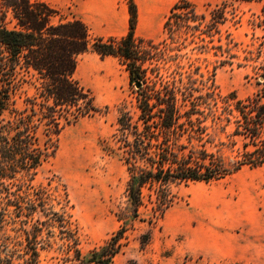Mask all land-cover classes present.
<instances>
[{
  "label": "trees",
  "instance_id": "obj_1",
  "mask_svg": "<svg viewBox=\"0 0 264 264\" xmlns=\"http://www.w3.org/2000/svg\"><path fill=\"white\" fill-rule=\"evenodd\" d=\"M126 2L128 30L117 38L94 36L80 20L40 0H0V227L9 215L24 217V224L39 212L44 220H34L31 234L23 230L33 259L38 244L41 249L48 245L37 239L39 233L44 229L50 237L56 229L66 261L110 264L126 245L134 222H145L141 208L150 205L147 222L154 224L176 202L172 187L210 184L245 166H264V65L256 91L243 99L233 92L219 95L213 74L205 80L198 74L197 80L177 71L184 67L178 61L183 49L220 33L224 9L216 6L206 17L196 12L192 1L176 0L155 43L136 38V4ZM88 52L117 59L129 84L140 86L134 94L135 111L122 104L113 134L127 173L125 207L114 213L119 224L109 239L84 257L65 185L51 186V179L46 186H34L32 181L54 157L61 132L99 111L91 91L75 78L78 57ZM167 63H175L178 77L160 74L161 64ZM23 77L35 80L33 93L16 107L14 94L26 82ZM223 148L235 151L230 164L216 154ZM150 239L151 229L139 235L140 248Z\"/></svg>",
  "mask_w": 264,
  "mask_h": 264
},
{
  "label": "rangeland",
  "instance_id": "obj_2",
  "mask_svg": "<svg viewBox=\"0 0 264 264\" xmlns=\"http://www.w3.org/2000/svg\"><path fill=\"white\" fill-rule=\"evenodd\" d=\"M136 1L145 2L148 9L156 4V0ZM175 1L159 18V29ZM190 1L196 12L206 17L214 7L223 8L226 21L212 39L205 37L203 42L197 39L182 50L185 55L178 61L184 67L177 71L191 73L197 80L198 74L203 75V80L213 74L216 92L221 96L233 92L243 99L252 95L260 80V67L264 65V1ZM59 12L70 18L68 8ZM155 20L140 8L137 31L151 29ZM139 33L137 39H141ZM162 36L161 33L153 42L157 43ZM142 46L147 48L146 44ZM161 66L163 77H178L173 73L175 63ZM23 78L26 82L14 94L16 107H21L25 96L33 93L31 83L35 80ZM75 78L91 91L99 111L61 132L54 157L40 167L32 184L46 186L52 179L51 186L65 185L78 226L79 249L88 257L93 248L103 245L118 228L114 213L125 207L127 173L115 151L113 134L122 104L135 111L136 87L129 84L128 73L117 59H100L90 52L78 57ZM239 145L240 142L235 148ZM216 154L225 164L235 160V151L230 149L223 148ZM171 191L177 200L156 223L147 222L150 205L141 208L140 217L145 222H134L133 230L127 233L126 245L110 264H264V166H245L210 184L193 182L172 187ZM37 218L44 220L39 212L24 224L21 222L24 217H5L0 227V264H73L65 260L56 229H51L50 237L44 229L39 233L37 239L48 245L41 249L38 244V256L33 259L23 230L31 234ZM148 229H151L150 242L140 248L138 237Z\"/></svg>",
  "mask_w": 264,
  "mask_h": 264
},
{
  "label": "crops",
  "instance_id": "obj_3",
  "mask_svg": "<svg viewBox=\"0 0 264 264\" xmlns=\"http://www.w3.org/2000/svg\"><path fill=\"white\" fill-rule=\"evenodd\" d=\"M45 2L51 8L61 11L68 8L70 18L74 17L83 22L89 28L94 36L117 37L120 38L127 33L128 30V5L126 0H40ZM146 1V0H142ZM172 0H156V4L152 8H147L145 2L134 0L137 8V22L135 28V36L137 31L139 9H143L156 18L153 27L145 32H141L140 38L155 41L162 33V23L159 18L168 10ZM165 17V16H164ZM160 32V35H159Z\"/></svg>",
  "mask_w": 264,
  "mask_h": 264
},
{
  "label": "water",
  "instance_id": "obj_4",
  "mask_svg": "<svg viewBox=\"0 0 264 264\" xmlns=\"http://www.w3.org/2000/svg\"><path fill=\"white\" fill-rule=\"evenodd\" d=\"M140 86V83L136 82L135 87L138 88Z\"/></svg>",
  "mask_w": 264,
  "mask_h": 264
}]
</instances>
